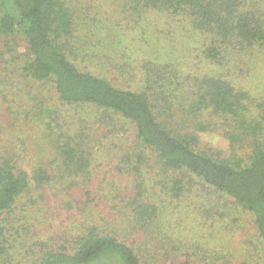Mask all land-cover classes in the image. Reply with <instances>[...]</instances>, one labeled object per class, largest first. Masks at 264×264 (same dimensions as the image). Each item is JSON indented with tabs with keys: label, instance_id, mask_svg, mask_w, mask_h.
Instances as JSON below:
<instances>
[{
	"label": "trees",
	"instance_id": "trees-1",
	"mask_svg": "<svg viewBox=\"0 0 264 264\" xmlns=\"http://www.w3.org/2000/svg\"><path fill=\"white\" fill-rule=\"evenodd\" d=\"M128 1L132 11L140 6L187 25L184 27L199 38L203 58L214 66L231 55L235 56L234 67L243 64L244 58L249 67L254 58H261L254 64L264 61V0H140V5ZM72 22L64 0H0V34L25 37L28 56L23 69L31 78L51 82L62 103L95 107L106 130L110 126L117 129L118 119L133 127L132 147L122 155L125 145H115L117 161L109 169L121 184L107 180L111 200L120 197L125 202L131 228L127 232L102 229L100 214L88 211L90 215L79 223L67 249L47 252L39 264H143L138 253L144 245L140 234L148 235L150 224L162 219L167 205L177 204L176 200H183L199 186L211 196L202 195L193 203V231L197 226L225 227L227 223H221L215 214L225 217L227 211L214 209L226 208L231 214L230 203L252 217L256 236L264 246V118L247 117L248 89L236 87L223 72L208 71L193 78L189 72L194 83L188 86L185 98L181 97L179 87L172 84L179 82L182 73L170 55L164 61L143 58V85L122 83L116 73L109 77L104 69L111 70L115 63V72L134 76L132 62H117L113 55L96 53L86 45L77 53L70 44ZM88 62L101 72L92 70ZM259 108L264 113V103ZM219 123L231 150L223 156L200 149L197 134L188 130ZM76 133L67 132L65 139L57 140L55 149L63 158L67 177L89 176L90 180L89 158L80 148L84 140ZM241 145L242 155L236 151ZM48 179L41 166L30 174L8 159L0 162V254L4 251L3 217L14 209L31 180L42 184ZM74 180L67 184L85 194L77 207L93 203L95 192L83 190L86 180L81 185ZM166 245L167 250L161 247L162 255L175 253L173 259L179 257L180 264H190L186 258L193 256L182 252L178 242L169 240ZM210 256L209 264H230L225 252Z\"/></svg>",
	"mask_w": 264,
	"mask_h": 264
},
{
	"label": "rangeland",
	"instance_id": "rangeland-1",
	"mask_svg": "<svg viewBox=\"0 0 264 264\" xmlns=\"http://www.w3.org/2000/svg\"><path fill=\"white\" fill-rule=\"evenodd\" d=\"M64 2L72 13L73 38L70 44L77 53L82 52L81 48L86 45L96 53L113 55L117 62H132L136 75L115 72L114 63L111 70L104 69V72L110 73L109 77L116 73L122 83L143 85V58L164 61L170 55L182 73L179 82L172 84L179 87L178 95L185 98L188 86L194 83L188 76L189 72L192 78L194 74L208 71H215V74L223 72L236 87L239 85L248 89L250 98L245 100L247 117L264 118L259 108V104L264 103V61L254 64L261 58H254L249 63L250 67L245 64L248 60L244 58L239 68L237 65L234 67L232 60L235 56L231 55L214 66L203 58L199 38L185 28L187 25L163 13L140 6L132 11L127 6L131 5L128 0ZM134 4L140 5L141 2L134 0ZM27 56L26 39L22 34H0V162L8 159L30 174L34 168L41 166L47 170L49 179L42 184L31 180L14 209L3 217L1 240L4 251L0 254V264H39L47 252L67 249L72 234L91 210H94L93 215L100 214L102 229L127 232L131 228L130 221L126 219L125 202L120 197L111 200L107 180L117 186L121 184L118 175L114 171L109 174V169L117 161L115 145H125L122 155L132 147L133 127L118 119L120 125L117 129L110 126L106 130L98 120L100 112L95 107L60 102L51 82L36 81L24 71ZM88 65L92 70L101 72L93 63L88 62ZM220 127L223 124H211L203 130L195 127L188 130L197 134L200 149L223 156L231 150L229 138L223 135ZM67 132H80L83 137L80 148L89 158L90 180L89 176L67 177L63 158L55 149L57 140L65 139L63 136H67ZM236 151L242 155L244 147L241 145ZM72 180L79 181L80 185L86 180L88 184L83 190L92 189L95 201L77 207L78 201L85 200V194L67 184ZM201 188L196 187L185 200H176L179 206L174 203L167 205L168 210L164 211L162 219L150 224L148 235L140 234L144 245L138 253L143 264H180L179 257L172 258L175 253L172 256L161 254L162 245L165 246L169 240H175L182 252L193 256L186 258L190 264H209L210 254L214 256L224 252L230 264H264V246L256 236L252 217L237 211L234 204L228 205L233 207L231 214L226 208L214 209L227 211L225 217L215 214V217L221 218V223H227L225 227L197 226L193 231L192 223L196 216L193 203L201 200L202 195L211 196ZM68 199L71 205L67 204ZM157 236L162 242L158 243L160 239ZM156 244L158 247H155ZM180 259L185 260V256L181 255Z\"/></svg>",
	"mask_w": 264,
	"mask_h": 264
}]
</instances>
